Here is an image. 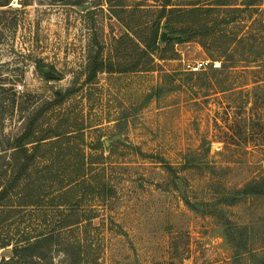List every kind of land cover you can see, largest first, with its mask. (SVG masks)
Returning a JSON list of instances; mask_svg holds the SVG:
<instances>
[{"label": "rangeland", "instance_id": "374dc122", "mask_svg": "<svg viewBox=\"0 0 264 264\" xmlns=\"http://www.w3.org/2000/svg\"><path fill=\"white\" fill-rule=\"evenodd\" d=\"M106 1L0 0V166L40 112V125L69 119L71 156L107 158L99 176L113 187L106 209L79 204L82 218L102 204L82 223L85 246L40 264L72 256L78 264H264V195L233 199L253 181L264 185V0H171L166 9L175 10L166 13V0H112L128 9L121 17L133 28L158 27L160 51L147 72H131L146 61L132 42L114 40L127 31ZM95 57L125 70L86 85ZM199 60L221 68L184 71ZM60 92L64 102L46 111ZM42 145L37 155L49 151ZM39 162L17 181L0 169V187L10 188L0 202V243H11L0 260L46 232L38 203L56 188L40 184ZM29 201L37 206L7 210Z\"/></svg>", "mask_w": 264, "mask_h": 264}, {"label": "trees", "instance_id": "16d2710c", "mask_svg": "<svg viewBox=\"0 0 264 264\" xmlns=\"http://www.w3.org/2000/svg\"><path fill=\"white\" fill-rule=\"evenodd\" d=\"M106 4H108L110 13L127 31L124 36L114 40L117 43L126 41L132 42L136 47L138 56L141 60L146 61L143 65L135 64V66L130 69L131 72L150 71V66L153 65L156 60L155 53L158 50L160 51L158 47V27L154 28L155 25L152 23L150 26L141 25L133 28L129 25L128 21H125L121 17L122 14L129 12L126 7L123 5L120 7H118V5H112V0H107ZM167 7H172L171 0H166L161 10L163 13H166V10H175L174 8L166 9ZM146 31L149 33L148 36L141 35ZM88 59L85 66L86 73L84 84L86 85H92L98 74L115 71L122 72L125 70L120 68L114 70L111 64L106 63L99 57ZM66 95H68V93H56L55 99L46 103L47 107L45 110L52 111L55 107L61 105ZM38 115H41V113L39 112V114L29 117L23 133L12 141L10 145L11 154L6 158L9 162L3 161L4 163L0 166V169L2 170L9 167L8 173L7 171H3L4 174H9L11 179L14 178L15 181H17L19 179L21 180L24 176L30 177L32 173H30L29 169L34 167V160H41V162H39L40 168H38L40 170L37 171L40 184H42L43 187L49 185V189L52 188V186L56 188L55 194L53 196L50 195L52 198L49 201H40L42 203H38L42 213L43 227L46 232L26 239L24 245H19L17 243L13 244L10 258H2L0 264H40L44 263L47 256L54 251L60 252L67 257L71 252L77 254L86 243L85 239H82V234L85 232L82 223H84L85 220L91 222L96 219L98 217V211L95 207L102 205L98 204L90 208L86 218H82L80 217L81 212L79 211L80 202L84 199L96 200L98 203L103 202V206L106 209L110 198H112L111 194L113 192V187L107 182L102 181L99 176V173L103 169L104 160H107V158H104L103 155L86 156L85 154H80L71 156L67 150L71 147L72 137L70 133L74 128L71 127L69 119L61 122L62 125H52L49 121L40 125L36 123ZM45 125L46 127H43ZM60 128L62 129L59 130ZM37 130L40 135L36 133L38 132ZM82 130L83 128H77L80 134H82ZM80 141L83 142V139ZM42 144L49 146V151L42 153L40 156L37 154L38 149L44 146ZM28 145L32 146L31 150L27 148ZM190 166H192L190 165V160L187 159L183 167L184 169H188ZM168 168H170L169 165ZM7 183H9V181H7ZM9 190L10 188L6 189L4 186L0 187V202L2 198H5ZM235 194L233 199L237 198L240 194L246 196H263L264 185L262 182L253 181L249 186L245 187L242 192L236 191ZM26 195L30 197L29 194ZM41 196L42 195H40V197ZM46 196H49V192ZM10 200L12 199L10 198ZM34 202L35 201H29L21 205H8L7 210H9L8 212H20V210H25V208L37 206ZM185 202L190 206L191 203L188 200ZM192 206L194 205L191 204V207ZM51 215L57 218V221L53 223H58L56 229L51 228L53 224L48 220ZM76 234H78L77 237H72V235ZM10 245L11 243L8 241H3L0 243V248ZM75 258V256L69 258L67 264H78L80 260Z\"/></svg>", "mask_w": 264, "mask_h": 264}, {"label": "built area", "instance_id": "2783aa9c", "mask_svg": "<svg viewBox=\"0 0 264 264\" xmlns=\"http://www.w3.org/2000/svg\"><path fill=\"white\" fill-rule=\"evenodd\" d=\"M184 71L197 74L200 72H205L209 69L217 70L221 68V64L211 60H199V61H186L183 63Z\"/></svg>", "mask_w": 264, "mask_h": 264}, {"label": "water", "instance_id": "95a60500", "mask_svg": "<svg viewBox=\"0 0 264 264\" xmlns=\"http://www.w3.org/2000/svg\"><path fill=\"white\" fill-rule=\"evenodd\" d=\"M160 39H161V41H167V36H166V34L165 33H162L161 34V36H160ZM46 76L48 77V78H51L52 77V74H46Z\"/></svg>", "mask_w": 264, "mask_h": 264}]
</instances>
